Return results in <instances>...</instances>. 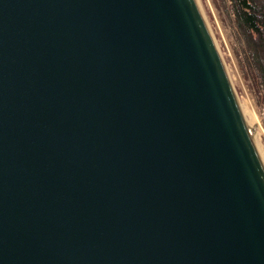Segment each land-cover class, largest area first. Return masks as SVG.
<instances>
[{
	"label": "water",
	"instance_id": "obj_1",
	"mask_svg": "<svg viewBox=\"0 0 264 264\" xmlns=\"http://www.w3.org/2000/svg\"><path fill=\"white\" fill-rule=\"evenodd\" d=\"M0 264H264V164L196 0H0Z\"/></svg>",
	"mask_w": 264,
	"mask_h": 264
},
{
	"label": "rangeland",
	"instance_id": "obj_2",
	"mask_svg": "<svg viewBox=\"0 0 264 264\" xmlns=\"http://www.w3.org/2000/svg\"><path fill=\"white\" fill-rule=\"evenodd\" d=\"M264 164V84L248 35L237 24L232 0H196Z\"/></svg>",
	"mask_w": 264,
	"mask_h": 264
},
{
	"label": "trees",
	"instance_id": "obj_3",
	"mask_svg": "<svg viewBox=\"0 0 264 264\" xmlns=\"http://www.w3.org/2000/svg\"><path fill=\"white\" fill-rule=\"evenodd\" d=\"M232 2L237 24L248 35V44L256 54L264 76V0Z\"/></svg>",
	"mask_w": 264,
	"mask_h": 264
},
{
	"label": "bare ground",
	"instance_id": "obj_4",
	"mask_svg": "<svg viewBox=\"0 0 264 264\" xmlns=\"http://www.w3.org/2000/svg\"><path fill=\"white\" fill-rule=\"evenodd\" d=\"M254 140V139H253ZM255 143V142H254ZM256 145V144H255ZM257 148V147H256ZM258 150V149H257ZM259 152V151H258Z\"/></svg>",
	"mask_w": 264,
	"mask_h": 264
}]
</instances>
